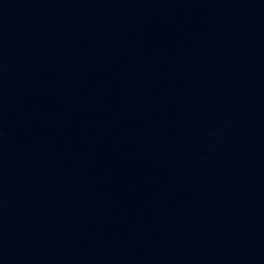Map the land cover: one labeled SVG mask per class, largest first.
<instances>
[{
    "label": "water",
    "instance_id": "1",
    "mask_svg": "<svg viewBox=\"0 0 264 264\" xmlns=\"http://www.w3.org/2000/svg\"><path fill=\"white\" fill-rule=\"evenodd\" d=\"M0 264H264V0H0Z\"/></svg>",
    "mask_w": 264,
    "mask_h": 264
}]
</instances>
